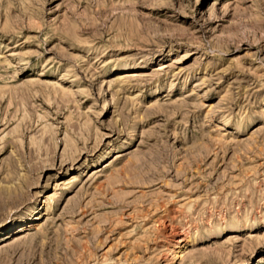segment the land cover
Here are the masks:
<instances>
[{"label": "rangeland", "instance_id": "374dc122", "mask_svg": "<svg viewBox=\"0 0 264 264\" xmlns=\"http://www.w3.org/2000/svg\"><path fill=\"white\" fill-rule=\"evenodd\" d=\"M0 264H264V0H0Z\"/></svg>", "mask_w": 264, "mask_h": 264}, {"label": "bare ground", "instance_id": "6f19581e", "mask_svg": "<svg viewBox=\"0 0 264 264\" xmlns=\"http://www.w3.org/2000/svg\"><path fill=\"white\" fill-rule=\"evenodd\" d=\"M180 241V239H176V240H174V243H177V242H179Z\"/></svg>", "mask_w": 264, "mask_h": 264}]
</instances>
